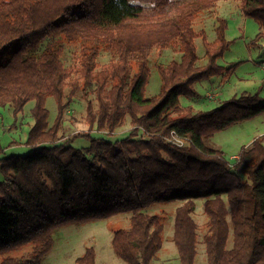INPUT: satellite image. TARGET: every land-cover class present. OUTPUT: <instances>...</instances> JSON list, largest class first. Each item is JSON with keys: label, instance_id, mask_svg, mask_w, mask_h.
Wrapping results in <instances>:
<instances>
[{"label": "trees", "instance_id": "16d2710c", "mask_svg": "<svg viewBox=\"0 0 264 264\" xmlns=\"http://www.w3.org/2000/svg\"><path fill=\"white\" fill-rule=\"evenodd\" d=\"M221 0H0V108L15 115L28 104L33 124L29 154L0 159V264H43L54 232L130 213L128 228L114 231L112 247L127 264H153L164 245V221L146 214L155 204L184 202L176 211L174 243L179 264H195L200 238L193 214L204 199L207 264H264V135L244 147L231 167L207 141L264 113L260 92L225 100L209 110L183 106L198 98L197 84L229 76L218 64L232 44L227 20L218 18L216 39L195 29L196 20ZM245 18L260 25L252 45L264 40V0H238ZM202 39L208 63L198 66ZM65 45L80 47L75 66ZM175 48L179 62L158 66V96L146 98L152 51ZM115 58L99 68L101 53ZM233 69L230 68L228 70ZM87 101L88 148L62 142L67 107ZM49 98L58 112L50 126ZM119 140L94 138L92 131ZM172 133L186 141L171 143ZM0 152L2 149L0 147ZM233 233V245L229 239ZM32 247L28 256L10 253ZM75 264H97L88 247Z\"/></svg>", "mask_w": 264, "mask_h": 264}, {"label": "rangeland", "instance_id": "374dc122", "mask_svg": "<svg viewBox=\"0 0 264 264\" xmlns=\"http://www.w3.org/2000/svg\"><path fill=\"white\" fill-rule=\"evenodd\" d=\"M218 18L227 20V39L232 42L230 49L217 62L225 67L229 76L213 77L203 81L196 86L200 97L181 98V104L193 106L196 110H209L217 107L225 100L245 93H261L264 97V40L258 45H252L256 36L260 33V25L252 18H245L238 0H222L220 7L211 12H205L195 22L196 31H206L207 41L212 43L216 39V28ZM199 62L198 66L208 63L206 49L202 39L196 41ZM10 48L0 54V64L9 56ZM80 47L77 45H65V62L69 66H75L79 58ZM115 57L109 53H101L98 59L99 68L108 64ZM181 60V54L175 48L167 50H154L149 57L151 74L146 88V98L158 96L161 92L162 81L159 75L160 64ZM231 70H228L232 68ZM215 94V99L209 95ZM34 103L27 105L23 114L14 113L11 106L0 108V159L11 155L29 154L33 148L26 145L30 127L33 124L31 109ZM47 108L50 111V126L54 124L58 108L54 98H49ZM87 101L81 95L76 97L67 107L63 121L62 142H71L77 148H88V138L76 137L81 133H87L88 126L85 123ZM130 122L115 135L95 131L91 132L94 138H106L108 140H119L127 137L132 130ZM264 135V113L260 116L232 126L218 133L207 144L223 151L230 165L237 163V157L242 149L251 143L254 138ZM0 180L3 175L0 170ZM204 199L195 200L196 208L193 214L198 226L200 244L195 264H207L206 249L203 237L207 232L208 217L204 213ZM184 202H172L169 204H155L145 210L146 214H158L164 221V245L154 260L153 264H179L178 249L174 243L176 211ZM132 214L126 213L106 220H98L88 224H71L57 229L53 236L54 248L44 257L43 264H75L77 258L81 257L88 247H94L97 253V264H127L116 256L112 247L114 231L128 228ZM233 245V233L229 239V248ZM32 247L12 252L9 256L25 257L31 252ZM5 256L0 255V261Z\"/></svg>", "mask_w": 264, "mask_h": 264}, {"label": "built area", "instance_id": "2783aa9c", "mask_svg": "<svg viewBox=\"0 0 264 264\" xmlns=\"http://www.w3.org/2000/svg\"><path fill=\"white\" fill-rule=\"evenodd\" d=\"M216 95L215 94H210L209 98L210 99H215ZM168 140L177 145V146H184L186 144V141H184V139H182L181 137H179L176 133H172L171 136L168 138ZM239 157H237V161H238ZM235 165V164H234ZM234 165H230L231 167H234Z\"/></svg>", "mask_w": 264, "mask_h": 264}, {"label": "crops", "instance_id": "0c3cea01", "mask_svg": "<svg viewBox=\"0 0 264 264\" xmlns=\"http://www.w3.org/2000/svg\"><path fill=\"white\" fill-rule=\"evenodd\" d=\"M222 1V0H221ZM221 1L218 3V7H220V3H221ZM244 16V15H243ZM206 65V64H205ZM258 138V137H257ZM255 139L256 138H254L252 141H251V143L250 144H248L247 146H245V147H248V146H250L254 141H255ZM220 150V149H219ZM240 155V154H239Z\"/></svg>", "mask_w": 264, "mask_h": 264}]
</instances>
